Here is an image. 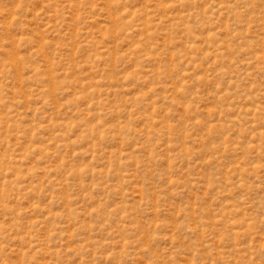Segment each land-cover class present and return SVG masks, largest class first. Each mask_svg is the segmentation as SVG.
<instances>
[{
  "label": "rangeland",
  "instance_id": "1",
  "mask_svg": "<svg viewBox=\"0 0 264 264\" xmlns=\"http://www.w3.org/2000/svg\"><path fill=\"white\" fill-rule=\"evenodd\" d=\"M0 264H264V0H0Z\"/></svg>",
  "mask_w": 264,
  "mask_h": 264
}]
</instances>
